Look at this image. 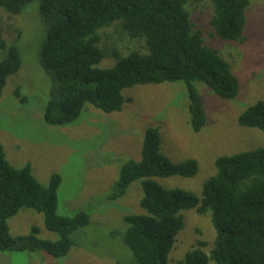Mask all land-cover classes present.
Returning a JSON list of instances; mask_svg holds the SVG:
<instances>
[{
    "label": "trees",
    "instance_id": "trees-1",
    "mask_svg": "<svg viewBox=\"0 0 264 264\" xmlns=\"http://www.w3.org/2000/svg\"><path fill=\"white\" fill-rule=\"evenodd\" d=\"M36 1L45 27L40 63L52 82L44 110L51 126L75 123L87 104L105 114L119 112L125 102L123 91L134 86L184 82L192 128L199 133L207 116L196 84L226 100L240 92L232 65L205 43L190 10L210 4L213 37L242 44L250 0H0V9L20 16ZM111 28L118 29L122 39L137 50L132 48L135 51L126 56L114 51L116 65L100 69L105 58L99 47L102 32ZM0 50L8 51L0 64L1 101L8 78L20 72L23 60L15 42L8 46L1 28ZM238 124L264 133V100L248 108ZM216 169L204 183L201 198L182 189L161 187L154 178H195L199 165L196 160L173 162L162 152L159 130L146 131L141 161L132 160L122 167L111 197L121 198L133 182L141 181L145 214L124 218L128 230L122 238L133 253L130 264H168L185 227L180 213L191 210L201 216L211 212L215 248L208 255L203 250L207 243L199 241L181 264H264V148L220 157ZM61 181L53 175L45 187L30 165L13 167L0 142V252L45 253L54 259L71 252L73 235L88 226L91 217L84 211L73 217L59 215ZM23 209L43 214L46 228L59 235V240L42 239L38 228L28 235L13 236L9 220Z\"/></svg>",
    "mask_w": 264,
    "mask_h": 264
},
{
    "label": "rangeland",
    "instance_id": "rangeland-1",
    "mask_svg": "<svg viewBox=\"0 0 264 264\" xmlns=\"http://www.w3.org/2000/svg\"><path fill=\"white\" fill-rule=\"evenodd\" d=\"M250 2L246 41L242 44L213 37L210 21L214 9L210 4L190 10L205 43L230 62L240 82V92L233 100L220 98L205 85L196 84L207 116V124L199 133L192 128L190 98L184 82L134 86L123 91L125 102L119 112L105 114L87 104L75 123L47 124L44 110L52 82L40 63L45 34L40 3L31 4L20 16H10L0 9L3 38L8 46L14 42L18 45L23 60L20 72L8 78L0 101V142L7 160L17 169L30 165L35 178L45 187L53 175L61 178L59 215L73 217L84 211L91 217L90 224L73 235L75 246L67 256L54 259L45 253L0 252V264H130L133 253L122 238L128 230L124 218L145 214L141 181L133 182L121 198L111 197L122 167L132 160L141 161L149 129L159 130L162 152L173 162L196 160L199 165L195 178L153 180L165 189H182L199 198L204 183L216 174L218 158L264 148L263 132L238 124L248 108L264 100V0ZM117 31L111 28L102 32L99 47L105 58L98 65L100 69L116 65L114 51L126 56L137 50ZM7 54V50H0V64ZM180 216L185 227L168 264H181L199 241L207 243L203 250L208 255L215 248L211 212L201 216L194 210L183 211ZM9 228L13 236L28 235L38 228L42 239L59 240V235L46 228L44 215L32 209L21 210L9 220Z\"/></svg>",
    "mask_w": 264,
    "mask_h": 264
}]
</instances>
